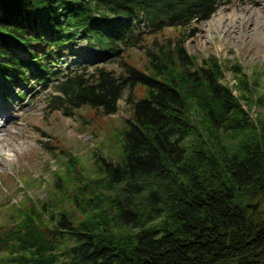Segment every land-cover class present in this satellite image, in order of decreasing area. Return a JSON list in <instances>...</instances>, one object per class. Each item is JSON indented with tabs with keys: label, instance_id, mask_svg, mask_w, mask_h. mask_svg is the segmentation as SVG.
Segmentation results:
<instances>
[{
	"label": "trees",
	"instance_id": "trees-1",
	"mask_svg": "<svg viewBox=\"0 0 264 264\" xmlns=\"http://www.w3.org/2000/svg\"><path fill=\"white\" fill-rule=\"evenodd\" d=\"M231 1L0 0L7 82L27 81L30 65L51 74L52 60L33 51L35 42L93 40L119 67L98 62L57 85L50 109L71 116L88 108L81 116L98 122L96 136L106 129L101 148L109 154L99 148L86 169L60 146L49 195L27 197L0 225V264H264V113L251 116L264 109V67L250 75L186 47L197 34L192 24ZM143 19L156 35L150 42L133 26ZM167 26L178 33L158 37ZM135 48L144 63L133 59ZM126 92L129 117L119 127L111 117ZM256 202L253 213L248 204Z\"/></svg>",
	"mask_w": 264,
	"mask_h": 264
},
{
	"label": "rangeland",
	"instance_id": "rangeland-1",
	"mask_svg": "<svg viewBox=\"0 0 264 264\" xmlns=\"http://www.w3.org/2000/svg\"><path fill=\"white\" fill-rule=\"evenodd\" d=\"M262 10L264 0H232L230 4L221 6L210 19L192 24V28L197 29V34L187 40L188 52L199 58L214 55L224 62L230 59L239 63L251 75L255 68L264 67V23L256 30L252 16L253 12ZM177 33V30L168 27L162 34H158V37L165 38ZM150 34L149 31L146 33L149 42L156 36ZM33 49L41 54L46 50V46L34 43ZM92 49L86 43H80L76 52L83 57H91L94 55ZM144 52L139 48L130 50L133 59L138 63L145 62ZM60 54L63 62L70 63L69 51L62 50ZM19 55L26 58L30 56L23 49L19 51ZM108 67L119 69L116 62ZM223 82L232 88L235 86V79L227 70ZM34 85L23 86L27 99L14 97L15 107L9 106L7 113L8 116H13L15 121L6 122L11 132H0V146L4 148V151L0 152V225L9 222L12 207L20 206L27 197L40 201L49 195V183L54 176L52 170L59 167L64 156L60 152L62 144L80 158L86 169H91L94 164L93 154L101 148V140L106 136V129L101 130V137L94 133L92 125H97V121L87 124L82 118L88 108H82L79 113L71 116L62 111H53L49 107L52 84L44 86L36 82ZM233 92L237 94L235 89ZM11 94L14 95V92ZM127 96L126 92L119 101L118 112L111 117L119 127L124 118L129 117ZM258 112L264 113V109L255 107L251 116L254 118ZM103 119L110 121L106 116H103ZM43 141L59 147L48 148ZM5 151L9 153L7 156L3 154ZM100 151L104 156L109 154L106 147ZM53 152L58 154L59 158H56Z\"/></svg>",
	"mask_w": 264,
	"mask_h": 264
},
{
	"label": "bare ground",
	"instance_id": "bare-ground-1",
	"mask_svg": "<svg viewBox=\"0 0 264 264\" xmlns=\"http://www.w3.org/2000/svg\"><path fill=\"white\" fill-rule=\"evenodd\" d=\"M257 12H259L260 13V15L257 13ZM257 12H253L252 14V16H253V20H254V24H255V29L257 30L258 29V26L260 25V24H263L264 23V10H262V12L261 11H257ZM6 131L8 134L11 132L10 131V128L8 127V126H5V128H3V127H0V132L1 131ZM2 151H4V148L2 147V146H0V152H2Z\"/></svg>",
	"mask_w": 264,
	"mask_h": 264
},
{
	"label": "water",
	"instance_id": "water-1",
	"mask_svg": "<svg viewBox=\"0 0 264 264\" xmlns=\"http://www.w3.org/2000/svg\"><path fill=\"white\" fill-rule=\"evenodd\" d=\"M260 203L256 202V203H249L248 204V208H250L252 210L253 213L256 212V210L259 208Z\"/></svg>",
	"mask_w": 264,
	"mask_h": 264
},
{
	"label": "clouds",
	"instance_id": "clouds-1",
	"mask_svg": "<svg viewBox=\"0 0 264 264\" xmlns=\"http://www.w3.org/2000/svg\"><path fill=\"white\" fill-rule=\"evenodd\" d=\"M3 154H4L5 156H7L9 153H8L7 151H5Z\"/></svg>",
	"mask_w": 264,
	"mask_h": 264
}]
</instances>
